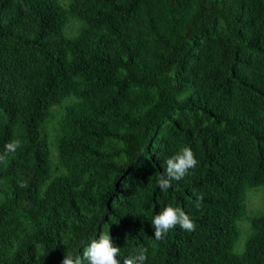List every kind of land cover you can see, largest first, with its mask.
Wrapping results in <instances>:
<instances>
[{"label": "trees", "instance_id": "16d2710c", "mask_svg": "<svg viewBox=\"0 0 264 264\" xmlns=\"http://www.w3.org/2000/svg\"><path fill=\"white\" fill-rule=\"evenodd\" d=\"M69 16L84 22L73 39ZM70 95L83 164L63 136L60 165L73 166L53 178L43 125ZM13 139L21 147L0 163V264H61L101 231L121 262L147 248L144 264H264V213L233 251L242 194L264 182V0H0V153ZM184 146L197 167L161 191ZM168 205L196 228L156 241L151 220Z\"/></svg>", "mask_w": 264, "mask_h": 264}, {"label": "clouds", "instance_id": "9594fccd", "mask_svg": "<svg viewBox=\"0 0 264 264\" xmlns=\"http://www.w3.org/2000/svg\"><path fill=\"white\" fill-rule=\"evenodd\" d=\"M21 147L19 139H13L6 143L3 153H0V163L6 162L10 153H15ZM198 161L190 147L184 146L175 152L165 162L164 172L158 177L156 183L161 191H167L173 181L181 180L189 170L195 169ZM20 187H27L26 181L20 182ZM203 194L196 197V207H200ZM179 226L182 230L194 231L196 225L190 216L181 208L172 205L165 206L162 211L152 217L151 227L154 229L153 236L156 241H161L166 234ZM147 248H140L134 255L125 258L122 262L118 259L120 248L115 246L109 231H101L98 238L92 239L82 247L79 255H64L61 264H144L147 260Z\"/></svg>", "mask_w": 264, "mask_h": 264}, {"label": "rangeland", "instance_id": "374dc122", "mask_svg": "<svg viewBox=\"0 0 264 264\" xmlns=\"http://www.w3.org/2000/svg\"><path fill=\"white\" fill-rule=\"evenodd\" d=\"M58 3L68 9L71 0H57ZM84 22L82 19L76 16H69L62 28V34L68 39H73L76 37L80 29L83 27ZM75 104V97L73 95L62 99L58 104L52 105L49 109V114L46 117L43 125L44 133L46 135V141L48 146V159H49V175L51 177H57L60 174L65 173L69 167L73 166L72 161L66 162L60 165V153L59 144L60 138L66 137V150L71 155L73 154L74 160L83 164V156L80 152L79 145L76 137L73 134V130L69 125V120L67 119V107H71ZM78 110L77 106H74V111ZM112 146L110 141L104 142L103 147L107 148ZM66 174V173H65ZM8 183L7 178H0V185H6ZM42 189L44 187L42 186ZM243 206L245 215L237 220L236 225L238 228L237 236L233 241V251L235 253H240L245 246L246 239L249 232L251 231V219L254 216L262 215L264 213V182L254 187L245 189L243 194ZM28 221V220H27ZM24 223V232L27 234H32L33 227L29 222ZM29 241L33 244L35 249V254L37 256H44L46 249L44 246H40L32 241V237L28 236Z\"/></svg>", "mask_w": 264, "mask_h": 264}]
</instances>
